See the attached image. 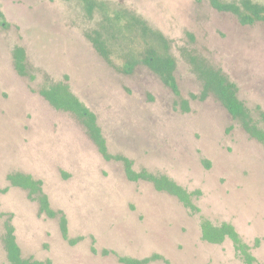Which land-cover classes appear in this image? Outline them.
Wrapping results in <instances>:
<instances>
[{
	"label": "rangeland",
	"instance_id": "rangeland-1",
	"mask_svg": "<svg viewBox=\"0 0 264 264\" xmlns=\"http://www.w3.org/2000/svg\"><path fill=\"white\" fill-rule=\"evenodd\" d=\"M102 1L166 37L179 94L146 66L126 74L118 58L115 65L101 57L87 36L100 15L89 17L83 0H0V264H8L1 239L8 215L30 264H123L121 257L244 264L230 240H202L201 217L231 223L251 246L254 264H264V147L214 95L198 97L202 84L189 62L197 55L222 69L264 127V22L241 25L209 0ZM16 46L24 48L33 79L15 71ZM60 80L96 114L112 154L198 191L200 211L190 213L149 182L130 181L121 162L103 159L77 118L38 93ZM11 172L42 181L51 207L66 216L67 239L57 217L41 214L27 191L9 185Z\"/></svg>",
	"mask_w": 264,
	"mask_h": 264
},
{
	"label": "trees",
	"instance_id": "trees-1",
	"mask_svg": "<svg viewBox=\"0 0 264 264\" xmlns=\"http://www.w3.org/2000/svg\"><path fill=\"white\" fill-rule=\"evenodd\" d=\"M86 14L92 17L94 12L100 15L97 26L87 35L94 49L109 64H115L114 58L121 61L118 69L123 73H132L138 65L146 66L174 93L179 94V87L175 77L176 61L169 53V44L166 37L153 29L142 17L125 8H114L102 0H83ZM210 5L217 11L233 14L243 24L264 22V4L252 0L223 1L209 0ZM143 44L137 50V45ZM13 66L21 76L29 74L26 64V53L23 47L16 46L12 50ZM189 62L193 71L202 84L198 97L205 99L214 95L227 112L236 118L242 129L264 147V127L258 125L250 115L244 103L237 96V88L222 69L213 66L205 58L189 55ZM116 65V64H115ZM38 93L56 110L72 113L84 127L89 139L95 145L103 159L115 160L122 163L125 175L130 181H146L152 184L159 192H165L175 197L190 213L200 211L194 202V196L199 192H190L175 180L164 174H156L146 169L136 171L130 158L121 154H112L109 151L107 140L97 122L96 114L73 93L65 80L49 83L38 90ZM191 98L196 96L190 94ZM183 111H189L188 99H181ZM9 185L27 191L28 196L37 201L39 212L49 218H58L59 229L64 239L68 238L66 216L60 210H54L48 196L42 188V181L23 172H11L6 175ZM6 188L1 190L6 192ZM3 213L0 211V217ZM201 238L213 244H220L226 239L232 242L238 257L245 264H254L256 258L251 253V247L242 240L235 227L228 222L214 224L202 217L200 220ZM2 243L8 264H30L31 261L21 254L16 240L12 218L8 215L3 222ZM258 240L254 245H258ZM124 264H145L148 258L142 260L121 257Z\"/></svg>",
	"mask_w": 264,
	"mask_h": 264
},
{
	"label": "flooded vegetation",
	"instance_id": "flooded-vegetation-1",
	"mask_svg": "<svg viewBox=\"0 0 264 264\" xmlns=\"http://www.w3.org/2000/svg\"><path fill=\"white\" fill-rule=\"evenodd\" d=\"M239 22V21H238ZM258 22V21H257ZM240 23V22H239ZM255 23V22H254ZM241 24V23H240ZM241 25H243V24H241ZM247 25H251V24H247ZM202 218V217H201ZM205 218V217H204ZM201 220V219H200ZM220 224V223H219ZM199 226H200V224H199ZM237 231V230H236ZM200 233H201V231H200ZM239 234V233H238ZM240 235V234H239ZM241 237V236H240ZM203 240V239H202ZM227 240V239H226ZM229 240V239H228ZM206 242V241H205ZM232 243V242H231ZM211 244H213V243H211ZM221 244V243H220ZM249 245V244H248ZM233 246V245H232ZM250 246V245H249ZM251 247V246H250ZM235 251V250H234ZM252 253V252H251ZM253 254V253H252ZM255 257V256H254ZM242 261V260H241ZM121 262V261H120ZM243 262V261H242ZM256 262V261H255ZM254 262V263H255ZM121 263H123V262H121ZM124 264V263H123ZM146 264V263H145ZM245 264V263H244Z\"/></svg>",
	"mask_w": 264,
	"mask_h": 264
}]
</instances>
